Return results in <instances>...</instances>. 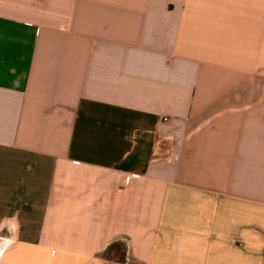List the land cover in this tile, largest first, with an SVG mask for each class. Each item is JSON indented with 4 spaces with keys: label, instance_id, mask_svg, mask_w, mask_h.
<instances>
[{
    "label": "crops",
    "instance_id": "obj_1",
    "mask_svg": "<svg viewBox=\"0 0 264 264\" xmlns=\"http://www.w3.org/2000/svg\"><path fill=\"white\" fill-rule=\"evenodd\" d=\"M0 264H264V0H0Z\"/></svg>",
    "mask_w": 264,
    "mask_h": 264
},
{
    "label": "trees",
    "instance_id": "obj_2",
    "mask_svg": "<svg viewBox=\"0 0 264 264\" xmlns=\"http://www.w3.org/2000/svg\"><path fill=\"white\" fill-rule=\"evenodd\" d=\"M111 248H115V245L111 246ZM109 250H110V248H109ZM107 252H108V251H107Z\"/></svg>",
    "mask_w": 264,
    "mask_h": 264
}]
</instances>
